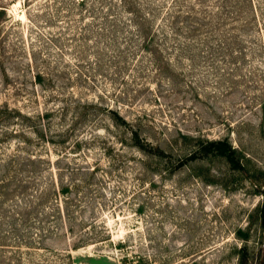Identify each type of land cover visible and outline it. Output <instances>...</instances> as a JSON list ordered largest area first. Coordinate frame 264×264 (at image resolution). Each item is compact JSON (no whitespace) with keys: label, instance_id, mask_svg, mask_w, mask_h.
Listing matches in <instances>:
<instances>
[{"label":"rangeland","instance_id":"rangeland-1","mask_svg":"<svg viewBox=\"0 0 264 264\" xmlns=\"http://www.w3.org/2000/svg\"><path fill=\"white\" fill-rule=\"evenodd\" d=\"M78 1L0 0V264H264V0Z\"/></svg>","mask_w":264,"mask_h":264},{"label":"trees","instance_id":"trees-1","mask_svg":"<svg viewBox=\"0 0 264 264\" xmlns=\"http://www.w3.org/2000/svg\"><path fill=\"white\" fill-rule=\"evenodd\" d=\"M82 0H79L78 2H81ZM0 9H2V6H0ZM147 41V40H146ZM131 138L133 144L140 148H145V145L148 144L146 141L141 140L137 134L136 131H131ZM198 150H194L190 153V158L197 154L196 152H199V150H203L201 155L207 154L208 152H212L215 154H218L228 162L230 167L237 168L239 166L238 160L235 158L234 155V149L233 147L224 139H209L204 142V144H201L200 146L196 147ZM158 150L157 148H155ZM263 194V200L261 203V220L264 222V190L262 191ZM235 264H246V256L245 251L242 249V252L238 256V260Z\"/></svg>","mask_w":264,"mask_h":264}]
</instances>
